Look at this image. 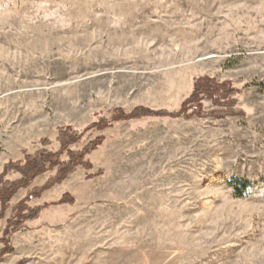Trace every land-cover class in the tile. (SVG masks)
Returning <instances> with one entry per match:
<instances>
[{"label": "rangeland", "instance_id": "374dc122", "mask_svg": "<svg viewBox=\"0 0 264 264\" xmlns=\"http://www.w3.org/2000/svg\"><path fill=\"white\" fill-rule=\"evenodd\" d=\"M1 172L0 264H264V0H0Z\"/></svg>", "mask_w": 264, "mask_h": 264}, {"label": "trees", "instance_id": "16d2710c", "mask_svg": "<svg viewBox=\"0 0 264 264\" xmlns=\"http://www.w3.org/2000/svg\"><path fill=\"white\" fill-rule=\"evenodd\" d=\"M233 88L227 86L225 82H215L213 80H209L207 77L199 78L194 84V91L196 90H206L212 97L216 98H224L227 94H229L230 90ZM197 106V105H196ZM198 107V106H197ZM180 112L183 113L184 110L180 109ZM154 113L151 110H147L143 107H135L128 114V117H138L141 115H148ZM67 136L64 137L62 134L59 135L58 140L60 141L62 146H66L71 143L73 140H66ZM69 158L65 162H61L58 164V169L60 172L68 171L72 169L74 160L72 158V154L68 155ZM55 158L53 154H46L42 152H36L26 157V160L23 164H17L14 169L18 170L22 177L20 181H25L28 176H34L40 171L47 168L48 165H53ZM10 194V182L3 179V173H0V199L7 197Z\"/></svg>", "mask_w": 264, "mask_h": 264}]
</instances>
